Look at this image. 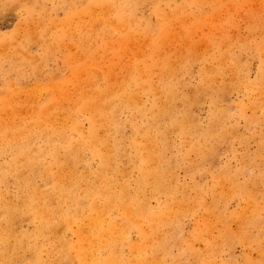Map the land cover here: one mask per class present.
Segmentation results:
<instances>
[{"label":"bare ground","instance_id":"1","mask_svg":"<svg viewBox=\"0 0 264 264\" xmlns=\"http://www.w3.org/2000/svg\"><path fill=\"white\" fill-rule=\"evenodd\" d=\"M6 1L0 0V8ZM39 1L24 8L29 22L40 24L53 10L49 0ZM146 1L70 0L71 10L58 20L61 28L50 30L52 40L41 33L37 36L46 56L53 46L59 49L73 44L81 51L77 64L70 58L64 77L23 88L24 102L13 103L10 86L0 90V159L6 156L0 163V264H215L212 250L217 247L216 239L205 241L209 253L205 255L191 239L179 235V230L182 217L193 208L210 213L216 205L207 204L204 187L191 185L196 191L191 196L185 185H179L176 171L190 151L203 157L206 149H213L210 139L227 137V125L220 121L229 112L218 105L211 111L206 129L188 118L191 104L215 97L212 74L224 57L212 56L217 67L205 68L204 82L183 91L181 79L174 77L176 71L166 67V58L162 62L155 58L159 40L153 39L149 58L132 63V57L124 77L114 76L116 73L111 77L99 43L112 28L124 29L132 37L145 18L139 10ZM160 3L153 11L166 26L174 13L163 11ZM58 21L51 18L44 30L58 26ZM146 32L150 39V30ZM34 36L30 32L29 41ZM4 46L0 39V50ZM235 74L234 89L244 80L243 75ZM241 109L239 106L235 114ZM124 112L128 113L125 120L121 117ZM214 124H220L221 131ZM126 125L129 133L124 132ZM172 135L178 141L170 140ZM174 147L178 152L169 155ZM242 197L255 203L249 193ZM223 201L226 207L227 200ZM261 210L254 209L252 222L259 230L264 227V220L258 218ZM247 212L237 215L238 236L243 240L250 235L243 230ZM24 220L32 222V230L24 229ZM204 224L195 239L208 234L209 224ZM168 226L177 230L175 236H165L162 230ZM259 234L262 237L256 240L261 242L264 234ZM220 235L219 240L225 242L239 240L232 236L229 223ZM171 239L177 243V253L170 251ZM261 256L246 255L243 264H264ZM225 264L238 263L230 259Z\"/></svg>","mask_w":264,"mask_h":264},{"label":"rangeland","instance_id":"2","mask_svg":"<svg viewBox=\"0 0 264 264\" xmlns=\"http://www.w3.org/2000/svg\"><path fill=\"white\" fill-rule=\"evenodd\" d=\"M69 1L64 3L49 0L48 6L50 8L53 6V10L40 24L37 21L29 22L24 9L25 6L38 5L39 0H7V4L0 8V39L5 41V46L0 50V64L3 65L0 69V90L4 86L13 88L10 94L13 103L27 100L23 88L28 89L40 83L44 85L46 82L64 77L69 69L68 59L71 58L70 61L77 64L76 58L81 51L78 52L79 49L73 44L59 49L53 46L52 51L46 56L45 47L37 36L41 33L47 41L52 40L50 30L61 28V22L58 20L64 19L65 13L71 10ZM158 1H161L163 11L174 13L167 20L166 26L160 24L161 19L153 11ZM263 4L264 0H147L139 10V15L145 18L132 37H128L124 29L120 32L112 28L103 43H99L101 51H104L103 64L107 70L109 69V74L116 73L114 76L124 77L129 71L132 57L135 58L132 63L138 62L139 58H149L150 43L153 39L159 40L157 43L159 49L154 51L155 58L159 61L161 59V62L166 58V67L170 68L169 71H176L174 77L181 79L183 91L201 84L205 68L217 67L218 62L211 61L212 56L224 57L216 73L212 74V84L214 91L217 92L215 97L203 98L198 103L191 104L188 118L191 123L197 122L200 129H206L210 123V113L212 110L214 112L218 105L229 112V116L224 118L223 122L220 121V124L227 125V137L210 139L213 149H206L207 154L203 157L197 155L195 151H190L176 171L179 185H185V190L192 193L191 196L196 195L191 185L204 187L207 204L216 205L209 210L210 213L193 208L191 213L182 217V229L179 230V235L191 239L194 247L205 255L209 254L205 241L216 239L214 246L217 247H213L212 250L216 259L215 264H225L230 259L243 264L246 255L257 259L264 255V239L261 242L256 240L262 237L259 233L264 234V227L259 230L252 224L254 209L260 207L263 210L258 218L264 220ZM51 18L57 19L59 24L54 28L48 27V31H45ZM149 30L151 40L148 39V34L146 35V31ZM30 32L35 35L31 41L28 39ZM78 43L83 42L80 40ZM159 53L162 55L159 56ZM98 58L102 60L100 56ZM233 65L237 68H233ZM114 67L117 69L113 70ZM83 71L85 70H81L82 73ZM234 72L243 75L244 79L236 89L231 86V82L238 77ZM155 79L157 80L156 77ZM205 84L207 85L206 82ZM181 106V102L177 101L178 109H181ZM239 106L243 107L242 112L235 114ZM121 117L125 120L128 113H122ZM220 124H214V129L221 131ZM129 131L130 126L126 125L124 132ZM169 139L178 141L173 135ZM177 150L174 147L169 155L176 154ZM5 158L6 156L1 157L0 163ZM227 177H231L232 181L230 182ZM231 184H234L233 188ZM246 193L253 197L255 203H247L243 199L242 195ZM223 199L227 200L226 207H223ZM155 204L156 201H153V205ZM245 209H248V212L243 217L248 220L243 225V230H247L250 235L243 240L238 236L240 222L237 215ZM205 222L209 224L208 234H205L204 238L195 239V235L205 227ZM226 223H229L232 236L235 235L239 240L232 243L219 240ZM23 227L30 231L33 224L30 220H24ZM162 231L169 237L175 236L177 230L174 232V229L168 226ZM132 237L136 239L135 234ZM170 251L178 252L177 243L172 239Z\"/></svg>","mask_w":264,"mask_h":264}]
</instances>
